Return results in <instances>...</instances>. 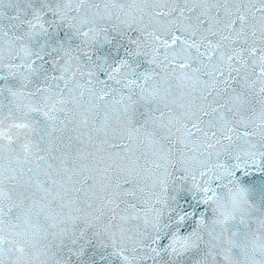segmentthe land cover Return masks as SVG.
Here are the masks:
<instances>
[{"label":"snow or ice","instance_id":"obj_1","mask_svg":"<svg viewBox=\"0 0 264 264\" xmlns=\"http://www.w3.org/2000/svg\"><path fill=\"white\" fill-rule=\"evenodd\" d=\"M0 264H264V0H0Z\"/></svg>","mask_w":264,"mask_h":264}]
</instances>
